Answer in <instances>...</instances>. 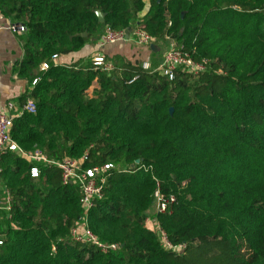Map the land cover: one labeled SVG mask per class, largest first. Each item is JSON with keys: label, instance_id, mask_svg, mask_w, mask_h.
Masks as SVG:
<instances>
[{"label": "trees", "instance_id": "16d2710c", "mask_svg": "<svg viewBox=\"0 0 264 264\" xmlns=\"http://www.w3.org/2000/svg\"><path fill=\"white\" fill-rule=\"evenodd\" d=\"M0 13L25 25L17 69L33 85L22 101L37 105L15 118L13 138L51 159L114 165L87 210L58 166L33 177V163L4 153L0 195L11 209L0 215V264H196L188 248L215 240L236 264H264V0H0ZM106 25L168 36L206 69L169 79L124 55L106 57L109 71L53 62ZM157 188L177 199L156 219L181 251L145 224ZM83 221L118 248L76 240Z\"/></svg>", "mask_w": 264, "mask_h": 264}, {"label": "built area", "instance_id": "2783aa9c", "mask_svg": "<svg viewBox=\"0 0 264 264\" xmlns=\"http://www.w3.org/2000/svg\"><path fill=\"white\" fill-rule=\"evenodd\" d=\"M11 29L13 31L25 32V25L21 23L12 24ZM127 30L114 28L111 25H106L103 32L99 35L98 41L100 47H105L111 44H118L127 41H134L141 46L150 47L155 43V37L151 35L145 29L137 26L131 30L130 35H127ZM163 40L169 41L170 46L164 53L162 62L157 66L153 67L149 60L143 61L142 67L145 70L160 71L164 75L168 76L169 79L174 78V72L178 68H182L191 73H199L206 69L208 60L203 59L202 61H196L192 54L184 51L178 43L165 36ZM58 55H54L52 58L56 59ZM93 64L96 67H103L105 70L112 68V63L106 60V57L102 54H98L93 57ZM50 65L48 62L43 64L42 69H49ZM39 78H35L33 84L38 82ZM12 108V105H10ZM36 113L37 105L35 101L28 98L22 107V111L18 115L23 113ZM18 115H12L2 107H0V178L2 174L1 159L4 153L12 151L17 153L19 156L27 159L33 163L31 169V175L38 177L41 174L40 165H56L62 170L64 183H76L82 190V202L84 207L88 210L93 206L96 199H101L104 195L103 189L107 182L109 171L114 168L112 163H106L103 166L85 167L84 162L87 155L80 159L72 157H64L62 160H55L48 157V155L40 148L35 147L33 150L24 149L12 136V128L14 120ZM2 189L0 182V190ZM0 209L1 203H4V209L9 211L11 209V198L9 193H5L4 196L0 195ZM154 202L156 203L157 214H163L172 211L173 205L177 202V199L172 194H166L157 188L154 193ZM149 222V218H146L145 224ZM153 226L161 235L162 243L167 249L175 251H181L185 245L176 246L168 238L167 233L162 229L159 221L155 219ZM73 236L76 240L81 242H90L97 245L102 251L107 252L109 249H117L118 244L106 245L102 243L98 236H96L88 227L87 222H79L73 229ZM0 244L2 241L0 240Z\"/></svg>", "mask_w": 264, "mask_h": 264}, {"label": "crops", "instance_id": "0c3cea01", "mask_svg": "<svg viewBox=\"0 0 264 264\" xmlns=\"http://www.w3.org/2000/svg\"><path fill=\"white\" fill-rule=\"evenodd\" d=\"M24 37L25 32L13 31L11 21L0 13V107L12 115L21 113L25 104L22 98L33 87L29 79L19 75L17 69L19 62L24 58ZM169 46L170 43L166 40H159L150 47L141 46L130 40L100 47L98 38H92L81 49L61 54L52 60L55 64H71L81 58L92 61L93 57L98 54L109 58L115 55H124L131 59L149 60L153 67H157L162 62L164 53ZM1 205L0 215L6 210L3 208V202Z\"/></svg>", "mask_w": 264, "mask_h": 264}, {"label": "rangeland", "instance_id": "374dc122", "mask_svg": "<svg viewBox=\"0 0 264 264\" xmlns=\"http://www.w3.org/2000/svg\"><path fill=\"white\" fill-rule=\"evenodd\" d=\"M95 87H98V83H94L93 87L88 90L89 96L92 95ZM156 215L157 208L156 203L154 202L147 216V218H149V222L146 223V226L149 229L156 228L155 226H153V222H155ZM187 255L190 259L196 262V264H236L235 260L230 254L229 249L226 247L225 244L218 240L202 241L196 243L194 246L188 248Z\"/></svg>", "mask_w": 264, "mask_h": 264}, {"label": "water", "instance_id": "95a60500", "mask_svg": "<svg viewBox=\"0 0 264 264\" xmlns=\"http://www.w3.org/2000/svg\"><path fill=\"white\" fill-rule=\"evenodd\" d=\"M98 16H99V20H100L101 22H103V21L105 20V18H104V14H102V13L99 12V13H98ZM131 30H132V28L127 29L126 32H127V35H128V36L130 35ZM84 35H86V33H84ZM173 110H174V109L171 108V110H170L171 113L173 112ZM140 161H141V160H137V163H140Z\"/></svg>", "mask_w": 264, "mask_h": 264}]
</instances>
